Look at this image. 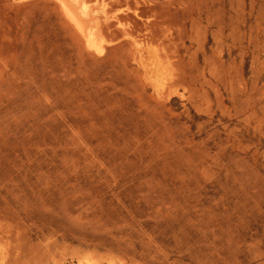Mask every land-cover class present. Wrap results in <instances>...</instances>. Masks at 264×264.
Listing matches in <instances>:
<instances>
[{"label": "rangeland", "instance_id": "rangeland-1", "mask_svg": "<svg viewBox=\"0 0 264 264\" xmlns=\"http://www.w3.org/2000/svg\"><path fill=\"white\" fill-rule=\"evenodd\" d=\"M84 1L0 0V264H264V0Z\"/></svg>", "mask_w": 264, "mask_h": 264}, {"label": "bare ground", "instance_id": "bare-ground-1", "mask_svg": "<svg viewBox=\"0 0 264 264\" xmlns=\"http://www.w3.org/2000/svg\"><path fill=\"white\" fill-rule=\"evenodd\" d=\"M56 1L62 7V9L64 11V12L63 11L62 12L65 13L66 17L68 18V21H71L73 23L72 25H74L78 29V31L82 34V36L84 37V39L86 40V42L88 43V45H90V47H92V48H96V50H97V48H99L100 45H101V43L103 42V39L104 38H103V35L101 34V25H100L99 18H98L99 16L96 17L95 13L93 12V9L89 6V4L86 3L84 0H56ZM123 35H124V33H123ZM154 36L155 35H153V38H154ZM135 39H137V37ZM144 52H145V54H142L141 55V59H142L143 66L147 70H149V72H151L153 74L156 73V72L159 73L160 72V69H159L160 68V64H159L158 59L154 58V56H153L154 53H152V51L149 50V49L148 50L146 49ZM144 55H145V57H143ZM161 56L163 57V60H165L164 59V56L163 55H161Z\"/></svg>", "mask_w": 264, "mask_h": 264}]
</instances>
